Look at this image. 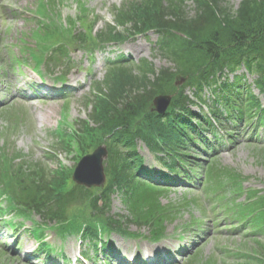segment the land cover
I'll return each mask as SVG.
<instances>
[{
    "label": "trees",
    "instance_id": "16d2710c",
    "mask_svg": "<svg viewBox=\"0 0 264 264\" xmlns=\"http://www.w3.org/2000/svg\"><path fill=\"white\" fill-rule=\"evenodd\" d=\"M189 3L194 7L193 15L188 11ZM82 14L88 15L85 8ZM79 20L86 23L84 18ZM121 28L132 34L155 32L158 52L170 66L156 71L147 61L133 69L125 61L111 62L103 83L96 87L98 95L90 115L96 127L90 128L85 123L84 129L75 136H62L61 145L73 143L79 150H83L86 137L94 143L105 135L111 137L106 143L108 186L99 194L70 186L68 173L50 170L41 163L29 166L21 157L9 158L0 150V184L5 195L24 212L62 224L67 222L69 208L88 204L94 218L101 220L110 231L113 225L120 226L119 221L106 217L110 197L119 190L133 215L130 223L151 224L159 229L164 219L157 217L152 224L154 212L159 214L154 206L157 203L150 195L153 186L138 180L136 175L140 171L136 139L144 140L151 150L164 154L163 161L169 172L184 171L190 152L194 153L193 147L197 142H204L202 132L215 135L209 118L189 108V105L196 106L195 100L210 106L203 98L206 87L215 95L210 114L220 125H225L224 122L234 126L253 125L256 117L257 126L264 130V112L260 114L259 104L242 76H235L231 83L227 80L216 85L225 70L233 73L243 65L251 75H256L258 88H264V0H241L236 9L225 5L223 0H133L115 9L112 24L94 35L91 26L85 27L84 32L74 33L71 41L79 45H105L118 40ZM182 78L185 83L177 90L175 82ZM187 88L193 90L194 101L185 95ZM166 94L175 95L172 108L164 117L151 114L153 98ZM215 105L222 106L225 118ZM174 108L181 113L176 114ZM194 117L200 120L201 130L191 123ZM155 138H160L161 145ZM18 159L20 163L15 164ZM149 206L153 208L145 209ZM246 210L248 214H243L242 223L250 226L253 236H264V196ZM256 211L260 212L252 216ZM256 245L255 253L261 260L247 254L234 255L235 259L242 264H264V245L259 242Z\"/></svg>",
    "mask_w": 264,
    "mask_h": 264
},
{
    "label": "rangeland",
    "instance_id": "374dc122",
    "mask_svg": "<svg viewBox=\"0 0 264 264\" xmlns=\"http://www.w3.org/2000/svg\"><path fill=\"white\" fill-rule=\"evenodd\" d=\"M44 1L0 0V53L2 63L0 68V148L9 142L10 148L13 149H10V155H26L36 162L48 159L46 155L48 150H58L55 162L58 159L62 167L70 169L77 162L78 156L75 150L71 149L69 152L60 150L54 145L51 133L59 128L66 130L69 125L74 129L79 128L81 122L88 119L91 112V105L88 103L94 99L96 83L101 82L104 78L107 60L115 58L116 55L124 54L130 63L147 59L154 65L155 69L164 67L166 62L154 52L153 43L156 41V37L153 34H149L148 37H131L126 42L96 52L93 56L82 51L72 50L69 63L72 69L66 76H62L67 71L66 68L62 67L47 72L44 75L47 88L45 91L40 90L31 81V77L33 78L34 75L26 66L16 67L13 70L10 69L12 67L10 61L13 56L18 58L21 56L19 51L22 46L21 40L25 39L27 43L33 44L31 39L25 38L34 27L32 19H38L37 15H41L48 22L46 18L49 16L40 13ZM60 1L56 7L58 13L56 17L61 24L66 25L69 19H75L79 15V2H82L85 8L90 11L88 19L94 16L98 21L94 27L95 31L112 21V13L115 9L132 0H65L62 3ZM239 2L240 0H224V3L233 9L237 8ZM190 8L192 9V6ZM53 17L56 19L54 15L51 18ZM136 44L141 47V50L136 51ZM28 64L29 68L33 66L34 63L31 58H28ZM35 81L38 83L37 79ZM58 81L64 83L59 84ZM53 84L55 87L61 88L63 94L68 93L71 96L66 97L59 93L54 95L55 92L50 88ZM31 85L35 88L32 89ZM187 92L189 93V91ZM255 94H258L256 90ZM260 98L264 104V97L260 96ZM41 114L46 117L43 124L40 122ZM12 122H16L15 128L11 127ZM260 147L264 146L248 143L245 137H238V140L229 147L230 149L218 150L215 159L222 167L231 168L238 174L249 177L244 187L263 189L264 151H261ZM138 149L145 168L156 170L160 168L159 162L140 142ZM55 165L52 163V168H55ZM106 183L107 179L102 186L103 188ZM164 193L165 195L161 198L163 205H183L185 200H194L196 204L188 208L180 206L184 209L179 212L174 221L168 222L165 226L166 235H171V237L166 240V245L161 243L157 248L166 246L162 249L174 252L180 246L181 250L184 249L185 255L178 257L180 261L183 260L179 264H186L187 257L194 254H198L200 257L199 264L210 258L215 259L214 264H234V262L227 260L222 262L221 252L224 248L230 250L242 248L243 235L236 232L230 233L223 227H216L212 223L214 207L208 203L209 194H205L204 190L193 184L170 188L169 192ZM0 205L7 207L5 200H0ZM110 211L112 215L130 218L127 208L123 205L122 197L118 194L112 196ZM87 214L88 212L83 213L78 208L70 211L71 217L75 219L82 216L87 217ZM5 215L6 218H13L12 214ZM13 219L19 222V218ZM218 221L221 222L219 226H223L224 221L222 219ZM193 222L196 223V227L186 229L188 224ZM40 224V219L33 216L26 223V228L30 229L32 226H40ZM4 229L5 226L1 221L0 230L3 231ZM16 229L22 230L20 227ZM127 229L128 233L141 235L142 239L148 240L150 238L148 230L145 228L138 229L136 226L130 225ZM43 231V241L52 245L57 253L63 252L66 258H78V254H83L84 251H87V254L91 256L92 250L87 249L91 242L84 241L82 235L75 232L76 234L61 237L54 232L56 229L49 228V225L45 226ZM17 233L13 238L0 234V248L5 250V253L2 252L4 250H0V264H50V262L45 263L41 259L42 257L33 253L36 243L31 235L26 231ZM34 234H39L38 229L35 230ZM178 237L185 239V242L176 241ZM109 239L126 254H137L138 250L141 251V248L137 247L140 240L126 239L117 233L110 234ZM139 246H142L143 250L149 249L144 243ZM162 249L158 252H162ZM72 264L80 263L78 260ZM92 264H100V262L94 260Z\"/></svg>",
    "mask_w": 264,
    "mask_h": 264
},
{
    "label": "water",
    "instance_id": "95a60500",
    "mask_svg": "<svg viewBox=\"0 0 264 264\" xmlns=\"http://www.w3.org/2000/svg\"><path fill=\"white\" fill-rule=\"evenodd\" d=\"M169 99V97H158L154 100L158 113L162 114L165 111ZM105 155V150L98 148L93 155L81 159L73 174L74 182L87 188L101 186L104 183L102 157Z\"/></svg>",
    "mask_w": 264,
    "mask_h": 264
},
{
    "label": "bare ground",
    "instance_id": "6f19581e",
    "mask_svg": "<svg viewBox=\"0 0 264 264\" xmlns=\"http://www.w3.org/2000/svg\"><path fill=\"white\" fill-rule=\"evenodd\" d=\"M135 49H136V51H139V50H141V47H140L138 44H136V45H135ZM45 118H46L45 115L41 114L40 122H41L42 124H43Z\"/></svg>",
    "mask_w": 264,
    "mask_h": 264
}]
</instances>
